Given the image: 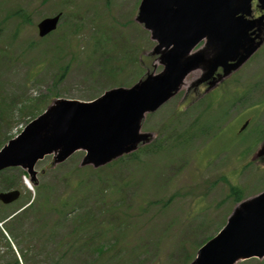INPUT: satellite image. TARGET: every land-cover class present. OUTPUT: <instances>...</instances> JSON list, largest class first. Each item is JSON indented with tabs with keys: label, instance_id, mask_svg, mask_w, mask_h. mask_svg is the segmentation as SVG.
Masks as SVG:
<instances>
[{
	"label": "rangeland",
	"instance_id": "rangeland-1",
	"mask_svg": "<svg viewBox=\"0 0 264 264\" xmlns=\"http://www.w3.org/2000/svg\"><path fill=\"white\" fill-rule=\"evenodd\" d=\"M138 3L0 0V147L33 118L16 108H23L20 102L41 99V112L55 97L91 100L115 83L138 80L139 63L150 67L153 61L146 55L153 43L133 21ZM18 9L29 21L21 20ZM61 10L57 32L39 37L40 18ZM64 65L68 68L58 81ZM232 98L228 117L212 133L198 132L180 149L171 146L175 137L224 109L225 102L217 100ZM180 100L179 95L143 120L142 130L153 132L155 144H161L152 153L142 149L95 172L79 166L82 151L59 165L51 164V156L36 164L44 199L66 207L55 213L35 206L17 220L21 238L36 247L28 256L32 263L91 264L93 249L102 243L111 252H127L131 264H187L195 245L223 226L235 204L228 195L232 185L241 188L242 198L264 190V160L252 157L262 166L249 163L264 140V44L205 100L175 112ZM6 177L27 188L21 169L10 168L0 172V190ZM257 261L236 264H264V258Z\"/></svg>",
	"mask_w": 264,
	"mask_h": 264
},
{
	"label": "water",
	"instance_id": "water-1",
	"mask_svg": "<svg viewBox=\"0 0 264 264\" xmlns=\"http://www.w3.org/2000/svg\"><path fill=\"white\" fill-rule=\"evenodd\" d=\"M264 9V0H257ZM252 0H141L135 20L157 41L154 52L164 69L149 74L132 88L106 91L92 102L55 99L0 151V169L21 165L34 178L33 167L45 154L53 163L78 149L86 151L81 166H98L129 153L151 133L139 132L144 113L156 109L184 84L186 75L199 71L197 82L209 79L218 67L222 74L209 81L208 89L236 70L254 47L244 48L252 23L245 20ZM58 15L41 20L43 36L56 27ZM201 40L204 44L192 51ZM259 151L258 155L263 154ZM17 191L0 193L10 202ZM264 255V191L237 204L225 227L201 246L191 264H234Z\"/></svg>",
	"mask_w": 264,
	"mask_h": 264
},
{
	"label": "trees",
	"instance_id": "trees-1",
	"mask_svg": "<svg viewBox=\"0 0 264 264\" xmlns=\"http://www.w3.org/2000/svg\"><path fill=\"white\" fill-rule=\"evenodd\" d=\"M18 13V11H16ZM23 20H28V15L21 14ZM1 29V25H0ZM187 140V135L182 134L178 138L174 139V142H183ZM232 193L235 194V199H240V194L237 193L236 188H233ZM65 205V204H63ZM50 207L48 206V209ZM112 248L109 244L98 243L97 246L93 249V253L95 254V258L91 264H131V260L127 259L125 253L119 252L115 253L111 252Z\"/></svg>",
	"mask_w": 264,
	"mask_h": 264
},
{
	"label": "flooded vegetation",
	"instance_id": "flooded-vegetation-1",
	"mask_svg": "<svg viewBox=\"0 0 264 264\" xmlns=\"http://www.w3.org/2000/svg\"><path fill=\"white\" fill-rule=\"evenodd\" d=\"M258 14L259 13H256L254 14V16H257ZM256 25L260 27L261 29H264V20L263 22L256 21ZM0 264H17V261L13 257L0 258Z\"/></svg>",
	"mask_w": 264,
	"mask_h": 264
}]
</instances>
